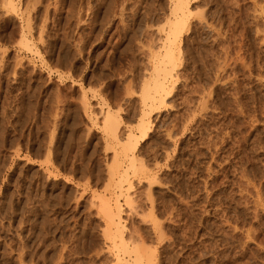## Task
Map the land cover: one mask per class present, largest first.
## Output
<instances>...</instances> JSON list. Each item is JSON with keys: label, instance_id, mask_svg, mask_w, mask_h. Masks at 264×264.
Listing matches in <instances>:
<instances>
[{"label": "rangeland", "instance_id": "374dc122", "mask_svg": "<svg viewBox=\"0 0 264 264\" xmlns=\"http://www.w3.org/2000/svg\"><path fill=\"white\" fill-rule=\"evenodd\" d=\"M186 1L178 72L155 107L141 90L173 0H15L16 13L0 10V264H17L19 240L35 264H53L75 234L61 264H117L89 203L108 197L119 147L102 130L107 108L123 131L148 122L138 158L152 184L141 179L145 217L131 223L160 264H264V1Z\"/></svg>", "mask_w": 264, "mask_h": 264}, {"label": "bare ground", "instance_id": "6f19581e", "mask_svg": "<svg viewBox=\"0 0 264 264\" xmlns=\"http://www.w3.org/2000/svg\"><path fill=\"white\" fill-rule=\"evenodd\" d=\"M37 1V0H36ZM50 1V0H49ZM172 1V0H171ZM264 1V0H262ZM15 0H0V10L2 11L3 15L9 12L16 13L17 9L15 6ZM45 2V1H44ZM173 6H171L172 10V18L170 16V19L168 20V27L167 29H164L165 33L163 37H160V42L158 46H155L158 48V50L161 47V51L158 52V55L152 53L151 61L153 62V66L151 69V73L149 74V78L151 79V83H145L146 86H143L144 89L141 90L142 93V102L143 104L146 101H148V104L150 107H155L157 103L162 104L164 100V95L167 94V88L170 86L167 84L168 79L172 80L171 78L175 77L176 73H173L172 70L175 68V61H177L178 58L176 56L175 58V46L176 41L178 39V35L181 32V29L184 27L187 16H189L190 8L187 4L186 0H173ZM33 3H36L35 1ZM39 3V2H38ZM50 3V2H49ZM48 3V4H49ZM259 3V2H258ZM257 3V4H258ZM56 1H54L53 5L55 6ZM50 5V4H49ZM57 5V4H56ZM34 7V4L32 5ZM44 7H41V9L45 8L46 14L47 8L50 6L43 5ZM262 6V5H260ZM26 7V6H24ZM36 7V6H35ZM39 7V6H38ZM57 7V6H55ZM55 7L54 11H55ZM58 8V7H57ZM33 9V8H32ZM37 9V7H36ZM40 9V8H39ZM261 10V9H260ZM20 11V10H19ZM45 11L44 15L45 16ZM40 13V12H39ZM53 13V11H52ZM120 13V12H119ZM19 14V13H18ZM16 15V14H15ZM1 16V15H0ZM47 16V15H46ZM45 16V18H46ZM54 16V15H53ZM56 17V16H55ZM53 18V17H52ZM261 18V17H260ZM202 19V18H201ZM44 20V19H43ZM45 22V21H44ZM48 22V20H47ZM41 23V22H40ZM28 24V22H27ZM201 24V23H200ZM167 25V24H166ZM45 26V25H43ZM26 27V26H25ZM42 28V27H41ZM163 28V27H162ZM264 28V27H262ZM32 30V29H30ZM161 30V29H160ZM163 30V29H162ZM27 33H29L27 31ZM150 33V32H149ZM259 33V32H258ZM24 30H21L20 39L18 42L21 41L22 45L28 49L29 46L26 42ZM31 35V34H30ZM41 36V35H40ZM27 37V36H26ZM45 37V36H44ZM41 39V38H40ZM43 39V38H42ZM214 41V40H213ZM30 42V41H29ZM45 42V40H44ZM261 42V41H260ZM259 42V43H260ZM33 44V43H32ZM153 46V45H152ZM33 47V46H32ZM154 47V46H153ZM152 47V48H153ZM178 47V45L176 46ZM23 48V47H22ZM151 48V49H152ZM30 49V48H29ZM179 49V48H178ZM210 49V48H209ZM236 49V48H235ZM48 50V49H47ZM37 52V51H36ZM154 52V51H153ZM179 50H177L176 53H178ZM210 52V51H209ZM236 53V52H235ZM37 54V53H36ZM148 54V53H147ZM154 54V55H153ZM205 54V53H204ZM183 55V54H182ZM77 57V55H76ZM149 57V56H148ZM18 58V57H17ZM242 58V57H241ZM258 59V58H257ZM241 62V61H240ZM243 62V61H242ZM205 63V62H204ZM236 63V62H235ZM33 64V63H32ZM248 64V63H247ZM152 65V64H151ZM178 65V64H177ZM176 65V66H177ZM225 65V64H224ZM24 66V65H23ZM33 66V65H32ZM257 66V65H255ZM258 67V66H257ZM178 68V67H177ZM13 70V69H12ZM150 71V70H149ZM174 71V70H173ZM12 72V71H10ZM227 74V73H226ZM60 75V74H59ZM14 76V74H13ZM173 76V77H172ZM177 76V75H176ZM256 76V75H255ZM171 77V78H170ZM246 77V76H245ZM255 78V77H254ZM185 79V78H184ZM255 80V79H254ZM175 81V79H174ZM225 81V80H224ZM222 82V81H221ZM172 83V82H171ZM175 83V82H174ZM234 83V82H233ZM167 84V85H166ZM24 85V84H23ZM144 85V84H143ZM172 86V85H171ZM36 87V86H35ZM189 87V86H188ZM246 87V86H245ZM142 89V88H140ZM203 90V89H202ZM139 91V90H138ZM209 92V90H208ZM209 94V93H208ZM141 95V94H140ZM168 95V94H167ZM81 96V95H80ZM231 96V95H229ZM56 97V96H55ZM54 98V97H53ZM38 100V99H37ZM82 101V100H81ZM141 102V103H142ZM170 103V102H169ZM85 104V103H84ZM102 105V104H101ZM17 106V105H16ZM81 106V105H80ZM84 106V105H83ZM104 106V105H103ZM165 106V105H164ZM239 106V105H238ZM4 107V106H3ZM53 107V106H52ZM108 107V106H107ZM144 107V106H143ZM148 109H151V108ZM230 107V106H229ZM228 107V108H229ZM217 108V107H216ZM237 108V107H236ZM47 109V108H46ZM142 109V108H141ZM162 109V108H161ZM218 110V109H217ZM51 111V110H50ZM85 111V110H84ZM117 111V110H116ZM142 112V110H141ZM148 112V111H147ZM49 114V113H48ZM149 114V113H148ZM241 114V113H240ZM54 115V114H53ZM104 116L102 117V130L105 133V137L111 139L113 142H115V146L118 145L117 149L114 150L113 153V161L110 162V164L107 166V176H106V184L103 187L104 190L108 194V197L104 199L100 198L99 202L94 201V199L90 198L91 205L94 207V215L98 217L102 221V230L101 233L103 235V238L107 240L106 243L107 249L115 263L117 264H160L158 260V256L155 254L156 252L149 247L147 248L145 246V241L143 240L142 236L139 234V228L137 225H133L131 223V216L136 215L139 217V214L142 213L139 211V184L141 182L142 178L147 179L146 183V190H150L151 187V178L150 176H147V170L144 169L142 162L138 158L139 156V137L144 136L147 132V121L144 117H141L138 121L137 127L135 128L136 132H134L131 128H128L126 131L122 130L120 127V118H118V114L115 112H112L109 110V108L105 109ZM217 116V115H216ZM58 117V116H57ZM253 119L255 117H252ZM149 119V118H148ZM55 120V119H54ZM13 125V124H12ZM257 128V127H256ZM226 131V130H225ZM241 132V131H240ZM140 133V136H139ZM242 133V132H241ZM227 135V134H226ZM145 137V136H144ZM174 137V136H173ZM210 138V137H209ZM110 140V141H111ZM239 140V139H238ZM43 141V140H42ZM44 142V141H43ZM233 143V142H232ZM206 144V143H205ZM252 144V143H251ZM45 145V143H44ZM107 145V144H106ZM235 145V144H234ZM12 146V145H11ZM17 147V146H16ZM108 147V146H105ZM111 147V146H110ZM2 148V147H1ZM109 148V147H108ZM106 150H109V149ZM114 148V147H113ZM112 149V147H111ZM105 150V151H106ZM45 151V150H44ZM192 151V150H191ZM155 152V151H154ZM45 154V153H44ZM246 156V155H245ZM9 157V156H8ZM143 159V158H142ZM253 159V158H252ZM165 160V159H164ZM107 163V162H106ZM146 163V162H145ZM153 163V162H152ZM155 163V162H154ZM153 163V165H154ZM236 166V165H235ZM150 167V166H149ZM151 168V167H150ZM233 168V167H232ZM150 172V171H149ZM105 173V172H104ZM149 175V174H148ZM191 175V174H190ZM237 175V174H236ZM224 177V176H223ZM235 178V177H234ZM158 179V178H157ZM103 180V179H102ZM243 180V179H242ZM98 181V180H97ZM239 181V180H238ZM245 182V181H244ZM247 182V181H246ZM245 182V184H246ZM252 184V183H251ZM254 186V185H252ZM143 188V190H145ZM255 189V188H254ZM147 190V191H148ZM257 190V189H256ZM142 191V190H141ZM255 191V190H254ZM253 191V192H254ZM149 192V191H148ZM148 192L146 193L148 196ZM143 194V193H142ZM141 194V195H142ZM252 194V193H251ZM255 195V194H254ZM100 196V197H101ZM150 196V194H149ZM258 198V197H257ZM143 199V198H142ZM150 198H148V201ZM147 201V200H146ZM151 201V200H150ZM141 202V201H140ZM163 204V203H162ZM90 205V206H91ZM150 211L152 212L151 208H153L152 203L150 202ZM45 206V205H44ZM89 206V207H90ZM125 207V209H124ZM154 209V208H153ZM35 210V209H34ZM142 211V208H141ZM37 212V211H36ZM44 212V211H43ZM165 212V211H164ZM125 215L123 216V214ZM153 213V212H152ZM143 214V213H142ZM142 214H140L142 217ZM155 214V213H154ZM152 214V216L154 215ZM149 215V218L152 217ZM140 217V218H142ZM133 218V217H132ZM155 218V217H154ZM155 220V219H154ZM134 221V220H133ZM144 221V220H143ZM153 221V220H151ZM153 228L154 233L157 237V240H160V237H162L163 234H161L163 231H161L160 226L157 228L156 220L153 221ZM135 224V223H134ZM158 225H160L158 223ZM101 229V228H100ZM46 233V232H45ZM18 234V233H17ZM73 235V234H72ZM76 235V234H75ZM71 236V237H75ZM20 237V235H18ZM35 237V236H34ZM69 237V242L66 241L65 243L67 245L62 244V248L65 247L66 252L62 255L58 256V259L64 256L66 257V254H70L71 251L74 252L76 250V242H74V239ZM78 238V237H77ZM21 239V238H20ZM66 239V238H65ZM71 239V240H70ZM162 239V238H161ZM33 240V239H32ZM9 241V240H8ZM11 241V239H10ZM13 241V240H12ZM17 241V240H15ZM62 241V240H61ZM18 246L14 247L13 244L10 247L12 252L14 251V256H16V262L17 264H35L33 259H29L28 256V249H27V242L25 240H19ZM17 242V243H18ZM9 244V243H8ZM16 244V243H15ZM37 245V243H36ZM64 245V246H63ZM148 245V244H147ZM30 246V245H29ZM160 247V246H159ZM46 249V248H45ZM60 250V249H59ZM76 252V251H75ZM165 252V251H164ZM60 253V254H61ZM34 254V253H33ZM9 255V254H8ZM43 256V253L42 255ZM70 256V255H69ZM68 256V259H70ZM47 257V256H46ZM72 257V256H71ZM96 257V256H95ZM13 258V257H12ZM44 259L45 256L43 257ZM42 258V259H43ZM60 258V259H61ZM73 258V257H72ZM168 258V257H167ZM43 259V260H44ZM58 259H54L53 264H61ZM59 259V260H60ZM63 259V258H62ZM61 259V262H62ZM66 258H64L66 262ZM67 259V263L68 260ZM111 259V258H110ZM15 260V259H14ZM39 260V259H38ZM50 260V259H49ZM71 260V259H70ZM93 260V259H92ZM46 261V260H45ZM74 261V260H73ZM15 262V263H16ZM48 262V261H47ZM51 262V261H50ZM49 262V263H50ZM171 262V261H170ZM64 264V263H63ZM163 264V263H162Z\"/></svg>", "mask_w": 264, "mask_h": 264}]
</instances>
